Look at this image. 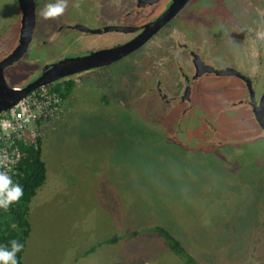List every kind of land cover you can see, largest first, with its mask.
<instances>
[{
	"label": "rangeland",
	"instance_id": "rangeland-1",
	"mask_svg": "<svg viewBox=\"0 0 264 264\" xmlns=\"http://www.w3.org/2000/svg\"><path fill=\"white\" fill-rule=\"evenodd\" d=\"M91 76H78L38 130L47 170L30 201L24 262H216L223 249L229 261L241 258L264 211L247 191L264 184V137L209 154L185 151L108 101ZM155 225L191 257L173 253Z\"/></svg>",
	"mask_w": 264,
	"mask_h": 264
},
{
	"label": "flooded vegetation",
	"instance_id": "flooded-vegetation-1",
	"mask_svg": "<svg viewBox=\"0 0 264 264\" xmlns=\"http://www.w3.org/2000/svg\"><path fill=\"white\" fill-rule=\"evenodd\" d=\"M49 2L0 0V63L6 61L0 75L9 85H25L45 65L66 58L105 49L104 58H112L119 47L127 51L78 76L92 74L107 100L136 120L147 109L159 126L152 128L181 149L209 154L264 137L255 117L264 116V42L256 39L264 0H69L60 18L38 17L37 9ZM226 137L243 139L230 143ZM248 190L260 210L264 184ZM156 226L169 229L154 226L177 255ZM250 237L237 261L223 249L226 258L220 252L216 262L193 257L185 264H264V211Z\"/></svg>",
	"mask_w": 264,
	"mask_h": 264
},
{
	"label": "trees",
	"instance_id": "trees-1",
	"mask_svg": "<svg viewBox=\"0 0 264 264\" xmlns=\"http://www.w3.org/2000/svg\"><path fill=\"white\" fill-rule=\"evenodd\" d=\"M75 85L71 78L55 80L51 88L57 91L62 98H66ZM42 139L40 134L32 140L20 143L21 156L16 171L12 173L14 182L20 183L24 188V196L13 204L7 211L0 209V245H7L10 248V241L15 239L26 245V239L31 230V222L28 218L30 201L36 194L37 188L46 179V163L42 158ZM156 230L162 233L170 244V247L181 255H185L183 246L168 230L156 226ZM23 248V251H24ZM17 254L19 264H26L22 253Z\"/></svg>",
	"mask_w": 264,
	"mask_h": 264
},
{
	"label": "built area",
	"instance_id": "built-area-1",
	"mask_svg": "<svg viewBox=\"0 0 264 264\" xmlns=\"http://www.w3.org/2000/svg\"><path fill=\"white\" fill-rule=\"evenodd\" d=\"M62 96L50 84L29 90L6 112L0 113V154L7 153L16 161L11 167L16 171L21 156L20 143L32 140L42 124L50 120L61 108Z\"/></svg>",
	"mask_w": 264,
	"mask_h": 264
},
{
	"label": "water",
	"instance_id": "water-1",
	"mask_svg": "<svg viewBox=\"0 0 264 264\" xmlns=\"http://www.w3.org/2000/svg\"><path fill=\"white\" fill-rule=\"evenodd\" d=\"M117 50L115 51V54H112L109 57L112 58H104V51L106 50H99L96 52H92L88 55H81L71 58H66L63 60H60L56 63H51L48 65H45L42 69V73L37 76L36 78L30 77V80L25 85H16L11 86L8 84L7 81H5L4 77L0 75V113L6 112L9 107L13 106L18 100H20L29 90L45 84H50L53 81L67 76V78H75L76 76L83 73V71L102 65L110 62V60H113L121 55H123L127 50ZM16 52H19V48H17ZM13 53V52H12ZM9 55V58H13V56ZM17 57V56H15ZM6 61L0 63L1 68L2 65H4ZM151 115L148 113L147 109H143V112L140 115V120L144 123H147L150 126L153 127H159L157 124L155 125L154 120H150ZM258 122L261 124V126L264 128V116L260 117L258 113L255 115ZM161 131L162 128H158ZM259 133H264V130H260ZM243 138L239 137L237 139H231L226 137V142L230 143H236L242 141ZM200 146V145H197ZM194 147H191L193 149Z\"/></svg>",
	"mask_w": 264,
	"mask_h": 264
},
{
	"label": "clouds",
	"instance_id": "clouds-1",
	"mask_svg": "<svg viewBox=\"0 0 264 264\" xmlns=\"http://www.w3.org/2000/svg\"><path fill=\"white\" fill-rule=\"evenodd\" d=\"M69 0H51L45 4L43 9H37V16L45 20H56L63 16L68 9ZM79 7V4H74ZM264 15V13H262ZM256 39L264 42V27L256 32ZM12 160L7 153L0 154V209L7 211L13 204L18 203L24 196V188L14 182ZM24 245L13 239L10 241V248L7 245H0V264H19L17 254L23 251Z\"/></svg>",
	"mask_w": 264,
	"mask_h": 264
}]
</instances>
